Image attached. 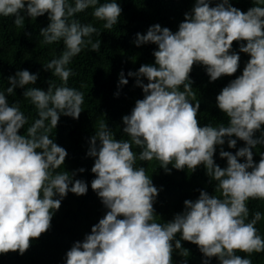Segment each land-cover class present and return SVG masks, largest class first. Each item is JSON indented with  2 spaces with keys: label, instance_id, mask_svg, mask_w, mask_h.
Segmentation results:
<instances>
[{
  "label": "clouds",
  "instance_id": "clouds-1",
  "mask_svg": "<svg viewBox=\"0 0 264 264\" xmlns=\"http://www.w3.org/2000/svg\"><path fill=\"white\" fill-rule=\"evenodd\" d=\"M252 3L242 11L230 0H218L214 6L213 0H194L175 33L159 24L144 34L136 33L135 46H157L152 53L154 64L128 72L144 94L131 113L122 117V132L128 139H116L105 122L89 139L86 155L94 158L91 172L95 174L91 189L107 211L90 234L66 252L65 264H173L174 251L189 255L181 241L198 247L202 264H209L213 257L218 264H252L237 253L264 252V238L256 227L262 214L256 211L249 219L248 207L249 201H264V152L259 162L253 153L257 146L264 147V0ZM87 9L109 31L122 12L116 0H0V17H13L18 28L25 26L26 18L47 15V26L39 29L41 42L64 45L58 57L42 65L60 79V85L48 80L46 91L26 88L36 84L39 74L24 69L9 76L7 88L0 90V254L23 255L32 239L49 230L53 212L67 193L81 196L88 190L84 181L73 179L83 168L58 171L67 152L50 138L61 115L78 119L84 111V93L69 87L68 81L75 75L69 67L73 58L85 49L97 52L101 48V41L92 38L101 34L97 27L77 18ZM233 42H243L239 53L250 58L242 74L216 96L227 126H200V103L189 74L194 64L205 67L209 82L235 74L240 55L232 51ZM127 83L121 72L118 85ZM16 88L25 89L23 97L37 112L26 134L20 130L29 118L18 103L8 101ZM237 140L244 147L234 154L223 149L225 143L235 148ZM133 145L140 149L138 154ZM217 146L226 167L214 161ZM154 159L166 174L171 172L170 164L190 172L203 165L219 195L200 190L195 201L183 202V211L171 221L156 222L153 205L159 190L145 167L137 166L138 160Z\"/></svg>",
  "mask_w": 264,
  "mask_h": 264
},
{
  "label": "trees",
  "instance_id": "trees-1",
  "mask_svg": "<svg viewBox=\"0 0 264 264\" xmlns=\"http://www.w3.org/2000/svg\"><path fill=\"white\" fill-rule=\"evenodd\" d=\"M104 2H110V0H100V3ZM116 2L120 5L122 12L119 23L110 31L103 29L102 21L92 17V9L77 15L81 23H91L97 27L101 34L94 35L92 38L94 41H101V48L97 52L85 49L73 58L69 67L75 75L69 78L68 86L84 93L82 105L84 111L78 119L61 115L56 129H53L50 136L67 152L64 164L58 171L65 170L72 173L83 168V172L76 171L73 179L84 181L88 185V190L81 196L68 192L61 200L60 208L53 212L49 230L38 239H32L30 247L23 255L18 252L0 254V264H65L66 252L75 242H82L85 235L90 234L91 227L103 218L107 209L96 192L91 189V181L95 178V174L91 172L94 158L86 155L89 139L94 135L95 130H98L100 122L107 123L108 127L114 131L116 139H128L122 132V117L129 115L135 102L143 99L144 96L142 89L135 86L136 77L128 76V72H136L144 64H154L152 53L157 48L155 44L135 46L133 41L136 33L144 34L154 24L167 27L175 33L184 19V14L189 12L194 4V0H116ZM216 2L218 0H213L212 6ZM230 3L242 11H247L253 6L252 0H230ZM47 24V15L35 20L26 18L23 28L14 25L13 17H0V90L7 88L9 76L24 69L30 73L39 74L36 84L28 85L26 88L37 87L46 91L48 80L60 85V79L53 76L51 72L44 71L42 67L43 64L58 57L64 50L62 41L52 45H44L41 42L39 29L46 27ZM26 32L31 35L26 36ZM241 43L243 42H233L232 51L239 53ZM239 55L240 66L237 72L232 76H222L214 82H209L204 66L193 65L189 78L193 82L191 87L196 100L200 103L197 114L200 126L208 124L219 126L221 123L227 126L228 118L216 106V96L231 80L242 74L250 57L245 53H239ZM121 72L128 80V83L123 86L118 85ZM141 79L145 84L148 82L143 77ZM24 90L16 88L8 97L9 103H18L20 110L29 118L28 124L20 130V134H26L27 127L38 118L35 106L23 97ZM256 135L259 136V133ZM220 147L217 146L214 161L223 168L226 167V159L220 158ZM222 147L225 151L234 154L239 148L244 147V142L237 140L236 147L232 149L227 147V143ZM133 151L138 154L140 149L133 145ZM261 152H264V147L257 146L253 149L254 161L259 162ZM243 159L241 158L240 162H243ZM137 166L145 167L153 185L159 190L153 205L156 222L171 221L175 214L183 211V202L195 201L200 190L210 195H219L214 193L215 182L209 183L203 165L199 166L195 172H190L187 169L176 170L170 164L168 165L171 169L170 174H166L155 159L147 162L138 160ZM248 207L249 219L252 213L261 212L262 219L256 227L264 238V201H249ZM179 238L178 233L176 239ZM181 244L189 251V255L182 257L179 255V250L174 251L173 264H202L204 257L196 245L186 241H181ZM237 255L251 259L252 264H264V252L251 255L238 252ZM209 264H218V260L213 257Z\"/></svg>",
  "mask_w": 264,
  "mask_h": 264
}]
</instances>
